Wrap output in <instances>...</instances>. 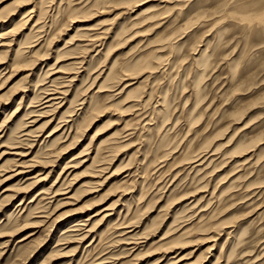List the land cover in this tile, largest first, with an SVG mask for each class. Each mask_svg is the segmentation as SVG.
<instances>
[{"label":"rangeland","instance_id":"rangeland-1","mask_svg":"<svg viewBox=\"0 0 264 264\" xmlns=\"http://www.w3.org/2000/svg\"><path fill=\"white\" fill-rule=\"evenodd\" d=\"M0 264H264V0H0Z\"/></svg>","mask_w":264,"mask_h":264},{"label":"bare ground","instance_id":"bare-ground-1","mask_svg":"<svg viewBox=\"0 0 264 264\" xmlns=\"http://www.w3.org/2000/svg\"><path fill=\"white\" fill-rule=\"evenodd\" d=\"M8 36V35H7ZM67 84V83H66ZM58 89V88H57ZM61 89V88H60ZM56 91V90H55ZM58 93V92H57ZM60 93V92H59ZM61 93H62V91H61ZM52 94V93H51ZM63 94V93H62ZM47 96V95H46ZM60 98V97H59ZM58 99V98H57ZM54 100V99H53ZM50 101V100H49ZM21 164V163H20ZM32 164H30V166H31ZM26 166V165H25ZM24 166V167H25ZM20 167V166H19ZM24 169V168H23ZM16 170V169H15ZM18 170V169H17ZM21 170V169H20ZM22 172V171H21ZM17 173V172H16ZM17 174H21V173H17ZM13 175V174H12Z\"/></svg>","mask_w":264,"mask_h":264}]
</instances>
